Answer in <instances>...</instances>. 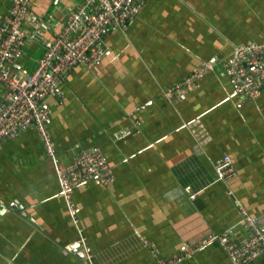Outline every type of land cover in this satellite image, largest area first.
I'll return each instance as SVG.
<instances>
[{"label":"crops","instance_id":"1","mask_svg":"<svg viewBox=\"0 0 264 264\" xmlns=\"http://www.w3.org/2000/svg\"><path fill=\"white\" fill-rule=\"evenodd\" d=\"M84 1L30 0L16 68L34 69ZM11 3L0 0V21ZM262 41L264 0H146L94 69L77 66L43 103L61 166L100 151L114 183L78 187L72 215L36 129L0 141V264H156L210 235L246 241L240 207L264 231V88L243 104L221 75L237 46ZM204 62L214 71L197 89L165 97ZM224 156L238 171L227 183L215 173ZM177 264L234 263L213 242Z\"/></svg>","mask_w":264,"mask_h":264},{"label":"built area","instance_id":"2","mask_svg":"<svg viewBox=\"0 0 264 264\" xmlns=\"http://www.w3.org/2000/svg\"><path fill=\"white\" fill-rule=\"evenodd\" d=\"M30 0H12L8 15L0 21V141L12 137L26 127H34L52 162L60 194L69 212L74 215V193L78 187L97 181L103 186L114 183L115 177L100 151L80 154L69 167L61 166L47 123L50 116L44 101L59 93V86L77 66L94 69L106 53L105 39L115 28H122L139 16L146 0H85L75 9H68L67 17L58 33L38 59L34 69L18 67L30 20ZM214 71V65L202 63L191 75L165 91V97L186 95ZM222 76L232 85V95L241 103L260 98L264 88V41L237 46L224 64ZM217 181L230 182L238 176L230 157L224 156L216 165ZM0 205H2L0 203ZM243 222L250 230L242 243L233 242L228 234L210 235L198 247L187 249L181 257L160 258L156 264H177L207 244L218 242L234 264H253L264 256V231L254 218L240 207ZM83 247L84 242L79 241ZM149 249L154 245L145 242ZM85 259L90 260L84 253Z\"/></svg>","mask_w":264,"mask_h":264},{"label":"water","instance_id":"3","mask_svg":"<svg viewBox=\"0 0 264 264\" xmlns=\"http://www.w3.org/2000/svg\"><path fill=\"white\" fill-rule=\"evenodd\" d=\"M5 211V207L3 205H0V213H3Z\"/></svg>","mask_w":264,"mask_h":264}]
</instances>
